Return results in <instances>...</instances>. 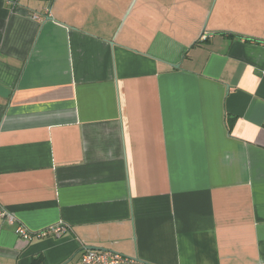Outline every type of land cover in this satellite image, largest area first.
I'll return each instance as SVG.
<instances>
[{"label":"crops","instance_id":"obj_1","mask_svg":"<svg viewBox=\"0 0 264 264\" xmlns=\"http://www.w3.org/2000/svg\"><path fill=\"white\" fill-rule=\"evenodd\" d=\"M88 246L264 264V0H0V264Z\"/></svg>","mask_w":264,"mask_h":264},{"label":"built area","instance_id":"obj_2","mask_svg":"<svg viewBox=\"0 0 264 264\" xmlns=\"http://www.w3.org/2000/svg\"><path fill=\"white\" fill-rule=\"evenodd\" d=\"M206 38H207L206 36L203 37V39ZM2 216H5V214H3ZM8 219L11 222H15V218L13 216H9ZM61 230H62L61 227L49 228L43 232L33 234L31 232L26 231L23 228H19L18 234L26 240H32L35 236L39 238H44L47 237L52 231L59 232ZM80 264H148V263L140 260L138 257H129L111 251H94V250L85 249L82 253Z\"/></svg>","mask_w":264,"mask_h":264},{"label":"water","instance_id":"obj_3","mask_svg":"<svg viewBox=\"0 0 264 264\" xmlns=\"http://www.w3.org/2000/svg\"><path fill=\"white\" fill-rule=\"evenodd\" d=\"M51 21H54L53 18H49ZM86 250H94V251H106V249L102 247H97V246H88L86 247ZM149 264V263H148Z\"/></svg>","mask_w":264,"mask_h":264},{"label":"rangeland","instance_id":"obj_4","mask_svg":"<svg viewBox=\"0 0 264 264\" xmlns=\"http://www.w3.org/2000/svg\"><path fill=\"white\" fill-rule=\"evenodd\" d=\"M212 10H213V5H212V7L210 8V13H211ZM210 13H209V16H210ZM129 257H131V256H129Z\"/></svg>","mask_w":264,"mask_h":264}]
</instances>
